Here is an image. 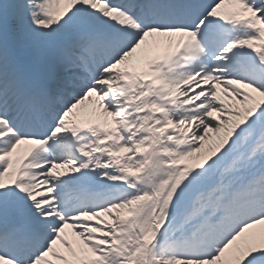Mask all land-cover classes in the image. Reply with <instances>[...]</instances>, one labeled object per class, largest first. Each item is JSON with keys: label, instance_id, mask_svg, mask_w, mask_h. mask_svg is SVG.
I'll return each instance as SVG.
<instances>
[{"label": "snow or ice", "instance_id": "1", "mask_svg": "<svg viewBox=\"0 0 264 264\" xmlns=\"http://www.w3.org/2000/svg\"><path fill=\"white\" fill-rule=\"evenodd\" d=\"M0 264H264V0H0Z\"/></svg>", "mask_w": 264, "mask_h": 264}]
</instances>
